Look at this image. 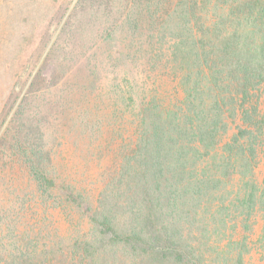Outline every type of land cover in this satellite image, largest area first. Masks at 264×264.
I'll return each mask as SVG.
<instances>
[{"label": "trees", "instance_id": "obj_1", "mask_svg": "<svg viewBox=\"0 0 264 264\" xmlns=\"http://www.w3.org/2000/svg\"><path fill=\"white\" fill-rule=\"evenodd\" d=\"M144 1L158 35H170L172 53L184 56L181 66L171 63L179 68L174 85L165 90L156 78L149 90L131 91V144L72 239L66 218L80 215L89 192L54 184L41 155L29 152L35 189L71 240L34 253L10 239L0 264H247L253 251L264 252L262 2ZM154 41H143L139 63H156ZM62 196L67 207L56 204Z\"/></svg>", "mask_w": 264, "mask_h": 264}, {"label": "rangeland", "instance_id": "obj_2", "mask_svg": "<svg viewBox=\"0 0 264 264\" xmlns=\"http://www.w3.org/2000/svg\"><path fill=\"white\" fill-rule=\"evenodd\" d=\"M143 1L0 0L1 250L15 238L16 247L34 253L70 239L63 237L65 227L52 215V204L35 189L30 151L41 155L42 173L54 184L89 192L79 198L80 215L66 218L72 239L131 144L136 109L131 91L149 90L156 78L165 90L174 85L170 81L179 68L171 63L181 66L184 56L172 53L170 35H158ZM148 36L159 42L156 63H139ZM56 204L68 201L62 196ZM247 264H264V252L253 251Z\"/></svg>", "mask_w": 264, "mask_h": 264}]
</instances>
